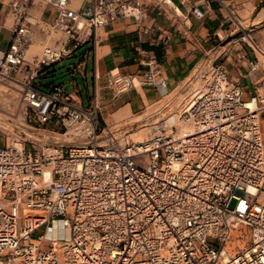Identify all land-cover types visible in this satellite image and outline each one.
<instances>
[{
    "label": "built area",
    "instance_id": "1",
    "mask_svg": "<svg viewBox=\"0 0 264 264\" xmlns=\"http://www.w3.org/2000/svg\"><path fill=\"white\" fill-rule=\"evenodd\" d=\"M34 1L10 3L16 20L0 78L19 83L30 127L49 135L0 146V264H264V46L240 27L235 78L208 65L176 120L130 142L103 123L96 101L84 106L35 81L76 58L98 30L141 22L155 7L172 12L171 1L36 0L56 10L49 37H63L29 64ZM86 59L74 73L84 74ZM142 63L146 84L165 87L161 64ZM122 79L137 87L133 76Z\"/></svg>",
    "mask_w": 264,
    "mask_h": 264
},
{
    "label": "crops",
    "instance_id": "2",
    "mask_svg": "<svg viewBox=\"0 0 264 264\" xmlns=\"http://www.w3.org/2000/svg\"><path fill=\"white\" fill-rule=\"evenodd\" d=\"M12 1L0 0L2 50L9 46L16 20L10 7ZM170 1L175 8L172 12L155 7L141 22L126 18L98 30L97 40L92 38L86 42L77 56L79 60L84 54L87 57L82 76L87 80L90 69L93 91L88 94L87 103L81 95L72 97L84 106L96 101L103 123L114 133L129 125L132 118H140L149 108L185 90V85L188 88L208 65L223 66L229 76L235 78L233 60L240 47L233 39L240 27L264 46V0ZM83 2L75 0L74 5L79 7ZM193 8L204 12L205 16L198 19L192 13ZM55 15V8L33 2L26 25L32 33L36 52L41 47L56 46L57 40L62 39L61 33L53 35L52 39L49 37V23ZM245 52L249 58L253 57L249 48L246 47ZM40 54L28 58L29 64ZM147 60L161 64L165 87L146 84L144 75L148 68L142 61ZM53 67L43 68L37 79ZM123 76H133L137 87L127 90ZM242 85L250 90L248 82ZM48 129L57 130L55 123H50Z\"/></svg>",
    "mask_w": 264,
    "mask_h": 264
},
{
    "label": "rangeland",
    "instance_id": "3",
    "mask_svg": "<svg viewBox=\"0 0 264 264\" xmlns=\"http://www.w3.org/2000/svg\"><path fill=\"white\" fill-rule=\"evenodd\" d=\"M51 46V45H50ZM43 47L39 52L35 51L33 44L28 52L27 59L33 57L35 54H40ZM80 55V54H79ZM78 55V56H79ZM78 58L64 60L61 63L51 68L47 74L35 81V85L40 87L44 92L50 91L56 86H61L64 91L71 96H82L84 103L88 101V94L93 91V79L90 69L87 72V80L83 78L80 73H74L73 67L78 62ZM195 79L188 88L185 85L183 91H178L170 97L163 100L158 105L149 108L140 118H132L129 125L124 126L121 130L116 132L119 138H127L130 142H140L147 138L150 133L151 125L165 118H170V121L177 119L176 115L182 104L188 98L191 90L195 86L202 83L201 80L196 82ZM196 83V85H195ZM195 85V86H194ZM194 86V87H193ZM19 83L11 80L0 78V146L6 147L12 145L16 140H24L31 138H42L44 135L47 137L48 132L36 131L29 125L28 112L24 106L20 95ZM246 92L249 88L244 86ZM249 96L246 94L245 100ZM126 134V135H125ZM236 201L230 203V208L233 209ZM43 231H38L33 234L37 238ZM51 235V234H50ZM48 235V236H50ZM66 235V234H65Z\"/></svg>",
    "mask_w": 264,
    "mask_h": 264
},
{
    "label": "bare ground",
    "instance_id": "4",
    "mask_svg": "<svg viewBox=\"0 0 264 264\" xmlns=\"http://www.w3.org/2000/svg\"><path fill=\"white\" fill-rule=\"evenodd\" d=\"M250 191L252 192V193H254V192H256L255 190H253V189H250ZM50 235V234H49Z\"/></svg>",
    "mask_w": 264,
    "mask_h": 264
}]
</instances>
